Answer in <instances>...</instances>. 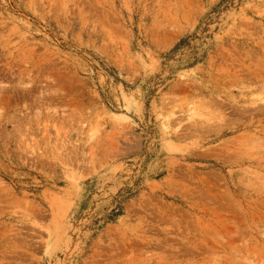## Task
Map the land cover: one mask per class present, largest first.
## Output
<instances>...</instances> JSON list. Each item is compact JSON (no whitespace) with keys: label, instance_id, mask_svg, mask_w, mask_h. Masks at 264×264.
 <instances>
[{"label":"rangeland","instance_id":"1","mask_svg":"<svg viewBox=\"0 0 264 264\" xmlns=\"http://www.w3.org/2000/svg\"><path fill=\"white\" fill-rule=\"evenodd\" d=\"M0 264H264V0H0Z\"/></svg>","mask_w":264,"mask_h":264}]
</instances>
